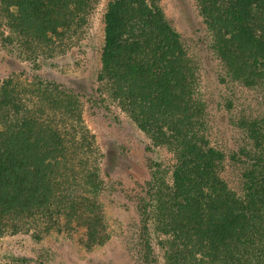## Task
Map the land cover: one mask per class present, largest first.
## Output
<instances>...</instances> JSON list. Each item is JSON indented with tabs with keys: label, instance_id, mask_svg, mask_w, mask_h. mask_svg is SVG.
Masks as SVG:
<instances>
[{
	"label": "trees",
	"instance_id": "1",
	"mask_svg": "<svg viewBox=\"0 0 264 264\" xmlns=\"http://www.w3.org/2000/svg\"><path fill=\"white\" fill-rule=\"evenodd\" d=\"M194 1L226 77L264 94V0ZM96 2L0 0L11 31L4 41L29 60L50 57L82 31ZM100 62L110 98L153 147L173 155L167 172L151 162L128 248L135 264H160L159 251L165 264H264V115L241 119L245 137L233 148L213 144L198 68L159 0H109ZM29 88L26 102L36 98L41 111L21 108L13 81L0 85V239L21 220L37 218L50 231L64 217L69 230L73 221L84 226L88 250L103 246L102 200L116 192L114 171L89 167L81 156L93 154L92 144L63 129L80 96L39 77ZM80 178L90 197L71 190Z\"/></svg>",
	"mask_w": 264,
	"mask_h": 264
},
{
	"label": "rangeland",
	"instance_id": "2",
	"mask_svg": "<svg viewBox=\"0 0 264 264\" xmlns=\"http://www.w3.org/2000/svg\"><path fill=\"white\" fill-rule=\"evenodd\" d=\"M159 1L198 68L196 80L200 98L207 108L211 141L225 149L233 148L245 137L239 127L241 119L264 115V94L232 83L226 77L223 64L209 50L205 25L194 0ZM108 3L109 0H97L82 31L65 41L50 57L34 60L27 59L17 43L4 41L11 36V31L0 14V85L13 81L20 89L21 108L25 104L29 110L37 111H41L42 104L36 98L27 103L29 96L25 95L37 77L78 94L76 116L65 117V125L61 119L59 125L75 134L77 140L92 144L93 154H82L81 159L89 167L101 165L103 168L108 163L114 171L111 177L116 188L112 200H102L110 236L105 245L88 250L86 230L78 221H73L69 230L64 217H59L47 231V225L37 218L21 220L15 231L9 230L0 239V264H135L128 248L139 220L138 204L148 191L146 183L153 170L149 169L150 165L162 163L167 172L173 155L167 149L153 147L149 136L128 118L99 81ZM47 114L52 115H43ZM83 133L84 140L80 136ZM228 174L229 183L238 182L235 171L228 170ZM82 183L80 178L71 190L77 189L79 194L90 197L82 191ZM159 253L160 264H165L163 251Z\"/></svg>",
	"mask_w": 264,
	"mask_h": 264
}]
</instances>
